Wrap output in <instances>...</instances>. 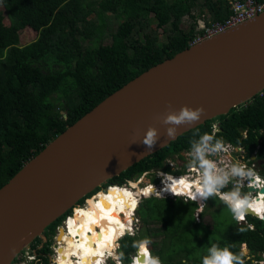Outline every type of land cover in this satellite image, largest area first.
<instances>
[{"label": "trees", "instance_id": "trees-1", "mask_svg": "<svg viewBox=\"0 0 264 264\" xmlns=\"http://www.w3.org/2000/svg\"><path fill=\"white\" fill-rule=\"evenodd\" d=\"M227 1L0 0V187L57 134L109 93L187 47L198 31L192 10L198 9L197 15L206 12L208 17L203 23L208 24L229 14ZM127 8H136L137 12L124 16L111 29L105 14L116 15ZM2 11L8 21L6 26ZM151 16L162 27L168 26L163 41H158L156 33L149 28ZM182 16L189 19L186 28L180 27ZM25 27L33 29L35 36L20 45L18 34ZM260 92L230 107L226 113L181 133L161 149L106 179L101 186L125 184L144 171H149L152 181L156 180L155 170L179 173L180 170H170L165 159L185 166L180 152L189 150L188 141L196 129L211 133V123L215 120L219 128L215 132L217 137L243 146L246 156L256 151V159L262 161L264 90ZM259 173L264 177L262 163ZM218 201L208 199L209 205L197 221L193 202L143 197L135 210L139 219L136 236L125 235L119 243L123 246L132 239L149 236L151 252L163 264H181L185 259L188 264H200V256L209 241L229 245L237 254L242 253L240 245H246V264L264 260L261 256L264 222L248 215L247 223L254 224L255 230L240 233L239 228L247 225L234 221ZM182 204H186V211L181 209ZM69 214L70 209L44 228L45 240L36 251L50 253L48 246L55 228ZM204 215L209 216V223L201 218ZM32 241L34 248L41 238L34 237ZM123 250L134 253L130 247ZM37 257L36 264L46 263L45 257Z\"/></svg>", "mask_w": 264, "mask_h": 264}, {"label": "water", "instance_id": "water-1", "mask_svg": "<svg viewBox=\"0 0 264 264\" xmlns=\"http://www.w3.org/2000/svg\"><path fill=\"white\" fill-rule=\"evenodd\" d=\"M263 88L264 12L188 45L128 80L0 187V264H11L34 237L45 240L44 228L103 181ZM168 104L177 110L203 106L205 113L191 127H178L169 140L154 119ZM149 125L160 133L151 153L139 143Z\"/></svg>", "mask_w": 264, "mask_h": 264}, {"label": "clouds", "instance_id": "clouds-1", "mask_svg": "<svg viewBox=\"0 0 264 264\" xmlns=\"http://www.w3.org/2000/svg\"><path fill=\"white\" fill-rule=\"evenodd\" d=\"M203 25L206 24L203 23ZM204 113L203 106L192 108L182 105L177 110L168 104L164 112L156 115L154 119L164 126L165 137L172 140L177 136L178 127L182 125L191 127L200 121ZM218 131L219 129L216 128L215 132ZM215 132L201 133L199 129H196L193 137L188 141L190 147L185 169L195 172L198 179L192 180L186 175L174 176L171 173L158 171L156 175L161 178L162 187L158 190L151 182L140 191L145 198L155 196L158 199H164L162 194L168 193L176 198L183 197L182 200L185 203L189 201L195 203L197 206L194 208V219L199 218L204 212L208 199L219 200L234 221L241 225H247L246 228H239L240 233L254 231L255 225L247 223V216L253 214L258 220L264 222V191H260V189H264V177L259 173V164L263 161L257 160L256 151H253L247 157L250 158L249 162L254 164V169L239 159L233 160L227 168L219 166L212 157L221 154L225 150V145L223 139L217 137ZM159 139L158 129L149 125L140 137L139 143H142L151 153ZM251 155H254V158ZM144 175L146 176L148 173ZM246 182L249 188L257 189L256 195L252 192L255 190L245 192L246 189L243 188ZM129 183L132 182L129 181ZM132 187H136V185L132 184ZM124 194L129 195L127 192ZM88 203L91 204L92 201L89 200ZM136 203L138 201L132 202L133 207ZM96 206L99 207V205ZM136 208L137 206L134 209L136 210ZM125 235L136 236V230L132 227L131 222L128 225H120L118 229L112 227H108L106 230L102 229L99 241L93 239L91 245L87 241L77 245V248L83 249V251L72 253L77 256L75 264H107L109 259L114 264H163L161 258L151 252V237L143 236L139 239H132L130 243L122 246L119 241ZM95 236L96 234L93 233V237ZM96 244L99 246L94 248L92 245ZM129 247L134 250L133 254H128L123 250ZM244 247L246 248V245ZM31 259H35V257H31ZM249 259L251 258L249 257ZM60 264H71V261L63 260L60 261ZM181 264H188V260H183ZM200 264H246V260L244 253L233 252L231 246H221L218 241H209V246L200 256ZM252 264H257V262L253 261ZM259 264H264V261Z\"/></svg>", "mask_w": 264, "mask_h": 264}, {"label": "built area", "instance_id": "built-area-1", "mask_svg": "<svg viewBox=\"0 0 264 264\" xmlns=\"http://www.w3.org/2000/svg\"><path fill=\"white\" fill-rule=\"evenodd\" d=\"M227 5H228V9L230 11L229 14L221 20L212 21V22L200 27V29L193 35L192 41L189 42V45L196 43V42H199L203 39L209 38V37L216 35L218 33H221L223 31H225L226 29L234 27V26H236V25H238V24H240L246 20L253 18L257 14L264 12V0H228ZM262 90H264V88L261 89L260 91H262ZM260 91H258V92H260ZM216 128H218V121L215 120L211 123V133L215 132ZM242 135L245 136V132H242ZM224 145H225V150L221 154H219L218 156L212 157L214 160L217 161L219 166L227 168L229 163H231L235 159H239L243 163H246L249 167H252L254 169V166H253L254 164L252 162L251 163L249 162L250 158L245 155V149L243 146L238 145V144H232L229 141H224ZM241 149H242V151H241ZM187 154H188V150H183L180 152V155L182 156V158L185 162L187 160ZM172 161H173L172 159L166 158L164 163L167 166H173ZM175 163H177V162L175 161ZM178 164L180 165V167H178L177 169H170V170H172V171L180 170L179 173H173V172H164V173H171V174L176 175V176L186 175L189 177V179H192V180L198 179V176L195 172L190 171V170H186L185 166H181L182 162H179ZM169 168H171V167H169ZM158 171L162 172L160 170H155V171H153V174L156 175V173ZM148 172L149 171H147V172L144 171L140 175H138L136 178H133L131 180H127L126 185H129V181H132V182L138 181L139 182L140 176H143L145 173H148ZM151 182L156 186V188L158 190L162 187V185H158V184H156V182H154L152 180L149 183H151ZM148 184H145L142 188H145ZM124 185L125 184H122V185L110 184V185H106L105 187H103V190L101 189L102 186L100 185L99 189L97 191H95L94 193L90 194V196L93 197L99 191H106L110 187H118V186H124ZM247 187H249V186L246 182L244 185V188H243V189H246L245 192L252 191V190H248ZM256 191H257V189L255 191H252L253 194L256 195ZM140 195H142V194H140ZM162 195L164 197H168V198H172V199L176 198V197H174L168 193H163ZM153 197H155V196H153ZM177 198H180L181 200L184 199L183 197H177ZM85 200H86V198L83 199V203L81 205L80 204H76V205L74 204L70 208V214L69 215H71L76 208L83 206ZM134 210L135 209H133V211ZM133 211H132V216H131V218H132V224L131 225L134 229H136L137 228L136 227L137 226V224H136L137 220H136V217L133 216ZM193 216H194V212H193ZM67 218H68V215L65 216L63 220H61V222L58 226H56L57 231H58L59 227L64 228V226H65L64 221ZM197 219H199V218H196V220ZM55 233H56V231H55ZM55 233L52 235V242L49 245L50 252L52 251V253H53L52 254L53 258H51L52 264H57L56 261L59 258L57 249H58V246L60 245V242L56 241ZM261 255L264 258V254H261ZM31 257H33V256H31V254L26 255L25 262H28V260H31ZM49 257H51V256L49 255Z\"/></svg>", "mask_w": 264, "mask_h": 264}, {"label": "bare ground", "instance_id": "bare-ground-1", "mask_svg": "<svg viewBox=\"0 0 264 264\" xmlns=\"http://www.w3.org/2000/svg\"><path fill=\"white\" fill-rule=\"evenodd\" d=\"M176 176V175H174ZM132 184L128 185L127 191H119L118 189H122L118 187H110L106 191H99L96 195L92 198L91 196L86 197V200L83 206L76 208L73 213H77L74 219L64 221L65 229H67L68 225L70 224V230L73 233H76L75 238L69 234L65 236L63 239L66 243H68L70 250L66 253L62 252L61 249H57L59 258L57 259V264H60V261L68 260L71 261V264H75L74 259H72V253L77 252L80 253L83 249L77 248V245L84 243L85 241L91 245L93 239L99 241L101 239V230H106L108 227L112 228H119L120 225H128L130 222L132 224V211L130 208L132 207L133 199H136L133 195H136L133 191ZM136 185V184H135ZM126 187V186H125ZM140 190L143 189L142 187L139 188ZM111 191L108 198H104L103 195L107 194ZM119 191V192H115ZM114 191V192H113ZM260 191H264V189H260ZM127 192L129 195H125L124 193ZM142 193V192H141ZM103 194V195H102ZM108 196V194L106 195ZM91 200L92 203L89 204L88 201ZM96 205H99L97 207ZM69 217H74L73 215ZM67 226V227H66ZM69 230L65 232L68 234ZM93 233L96 234L93 237ZM64 234V235H65ZM57 237V236H56ZM58 240V239H57ZM70 241V242H69ZM76 244H75V243ZM64 243H61L63 247ZM87 246V245H86ZM94 248L98 247L99 245H92ZM77 258V256H75Z\"/></svg>", "mask_w": 264, "mask_h": 264}, {"label": "rangeland", "instance_id": "rangeland-1", "mask_svg": "<svg viewBox=\"0 0 264 264\" xmlns=\"http://www.w3.org/2000/svg\"><path fill=\"white\" fill-rule=\"evenodd\" d=\"M137 12V9L136 8H127L123 13H119V14H116V15H112V14H110V13H106L105 14V16H106V18L109 20V22H110V25L112 26V28L111 29H114V27L116 26V24H117V22H119V21H121V20H123L124 19V16H127L128 14H131V13H136ZM198 9H195V10H192V13H193V15H194V21H195V28L196 29H199L200 27H202L203 26V22H204V20L205 19H207V17H208V14L206 13V12H199V15H197L198 13ZM2 13H3V23H4V25L6 26L7 25V23H8V21H7V19H6V17H5V14H4V12L2 11ZM192 20V19H191ZM188 21H189V19L186 17V16H182V19H181V22H180V27H184V28H186L187 27V25H188ZM168 26H164V27H162L161 25H159V24H157V22L155 21V19H154V17L153 16H151L150 17V23H149V28L153 31V32H155L156 33V35H157V38H158V41H163L164 40V38H165V33H166V31H167V28ZM19 37H18V39H19V44L20 45H23V44H25V43H27V42H29L30 40H32L33 38H34V36H35V31L33 30V29H31L30 27H25V28H23L22 30H20L19 31ZM173 160V159H172ZM172 163H173V166H169V167H171L170 169H177L178 167H180V165L178 164V162L177 163H175V160H173L172 161ZM151 175H143V176H140V181L138 182V181H134L133 183L134 184H136V187H132L133 188V191L135 192V194L136 195H133L134 197H136V199H133V201H139V199H141V198H143V196L142 195H140V194H142L141 193V191H140V189L139 188H141V187H143L145 184H148L150 181H151ZM156 180L154 181V182H156V184H158V185H162L161 184V178L158 176V175H154L153 176ZM132 182V181H131ZM130 184V183H129ZM126 186V187H125ZM132 186V185H131ZM123 187V188H122ZM96 188H99V187H96ZM119 188H122V189H118L119 191H121V190H125V191H127V189H129V191H132V190H130V188H128V185H126V183H125V185L124 186H120ZM102 190H103V187L101 188ZM119 191H116L115 190V192H119ZM110 190H109V192L107 193L108 194V196H106L107 194H102L103 195V197L104 198H108L109 197V194H110ZM114 192V191H113ZM128 192V191H127ZM92 198V197H91ZM83 202H81L80 203V205L82 204ZM206 203H207V201H206ZM218 203H220L219 201H218ZM220 204H222V203H220ZM208 205H209V203H208ZM207 205V206H208ZM136 206H138V203L135 205V207ZM135 207H133V204H132V207L130 208L131 210H133ZM181 209L183 210V211H186V204H182L181 205ZM182 210H180V211H182ZM194 212V211H193ZM73 214V213H72ZM71 214V215H72ZM70 215V216H71ZM133 216H135L136 217V220H137V223L136 224H138L139 223V219H138V217H137V215H136V212H135V210L133 211ZM219 216V215H218ZM220 217V216H219ZM72 218V217H71ZM204 221H206L207 223H209L208 222V218H209V216H206V215H204L203 217H201ZM197 220H199V219H197ZM134 222V221H133ZM135 224V225H136ZM55 231H56V233H55V235H57V228H55ZM69 250H70V248H69ZM240 251L242 252V253H244V254H246L247 253V250H246V248L244 247V245H240ZM30 255L31 254V256H34V253L32 252V250H28V249H26V252H24V256L25 255ZM53 253H52V251L49 253V255L51 256V258H53L52 255ZM21 255H16V258L17 259H14L13 261H12V263L11 264H26L27 262H25V257L23 256V257H20ZM77 259V258H76ZM75 259V260H76ZM29 261H32V259L31 260H28V262ZM261 261H263V260H260V261H258L257 262V264H259V262H261ZM109 262H111L112 263V260L111 259H109L108 261H107V264L109 263Z\"/></svg>", "mask_w": 264, "mask_h": 264}, {"label": "flooded vegetation", "instance_id": "flooded-vegetation-1", "mask_svg": "<svg viewBox=\"0 0 264 264\" xmlns=\"http://www.w3.org/2000/svg\"><path fill=\"white\" fill-rule=\"evenodd\" d=\"M263 161V165H264V160H262ZM73 216H75L76 217V215H78L77 213L75 214V213H73L72 214ZM71 215V216H72ZM75 217H73L72 219H74ZM71 218H67L66 220H70ZM61 222V221H60ZM67 227V226H66ZM70 224L68 225V227H67V229H65V226H64V228L63 227H59V229H58V232H57V237H56V241L57 242H60V245L58 246V249H61V248H63V249H61L62 250V252H64V253H66L67 251H69V245H68V243H66L63 239H65L64 237L65 236H68L69 234H71V236L72 237H74L75 238V235H76V233H73L71 230L73 229H71L70 230ZM67 230H69V233L68 234H65V232L67 231ZM43 234V233H42ZM65 234V235H64ZM58 239V240H57ZM32 242L33 241H31V242H29L28 243V245H27V247H25V248H23L18 254H17V256L18 255H21L20 257H23L24 256V252H26V249H28V250H32V252L34 253V257H35V259H32V261H29V262H27L26 264H36V262H37V260H38V258L39 257H37L38 255H40V256H43V257H45L46 258V263L45 264H52V262H51V257H49V254H46V253H43V252H38V251H36V249L38 250V248H40L41 247V244L44 242V240L43 239H41V241L36 245V247H34L33 248V246H31V244H32ZM52 242V241H51ZM70 242V241H69ZM61 243H64L63 244V247H62V245H61ZM75 243V242H74ZM76 244V243H75ZM49 247V246H48ZM27 255V254H26ZM26 255L24 256V257H26ZM14 259H17L16 258V256H15V258ZM72 259H76V257H75V255H72ZM39 261L41 262V259H39ZM57 262V261H56ZM12 263V262H11ZM59 264V263H58ZM108 264H114V262H109Z\"/></svg>", "mask_w": 264, "mask_h": 264}]
</instances>
